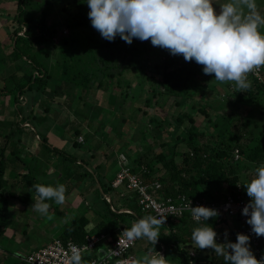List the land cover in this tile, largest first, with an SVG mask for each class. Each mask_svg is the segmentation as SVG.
<instances>
[{
    "label": "trees",
    "instance_id": "trees-1",
    "mask_svg": "<svg viewBox=\"0 0 264 264\" xmlns=\"http://www.w3.org/2000/svg\"><path fill=\"white\" fill-rule=\"evenodd\" d=\"M9 1L11 6L6 9L9 16L0 18V29L2 28L7 36L5 40L0 36V51L11 46L10 57L13 58L11 62L15 66L6 77L0 75V106L6 108L2 99L8 95L13 97V103L18 106L19 103L25 102L21 100L22 95L33 96L32 102L35 103L26 112H30L34 119H42L44 122L41 123V128L48 127L45 132L49 133L52 117L50 107L46 105L47 100L57 101L56 98L61 96H66L69 100L70 96L80 101L81 110L88 105L94 108L88 94L97 88L107 92L111 105L118 99L121 104L119 108L122 110L130 95L127 92L136 81L143 86L141 91L144 95L132 96L136 102L134 104L141 103L138 113L143 114V119L139 121L138 127L136 126L142 135L138 148L142 147L146 152L139 155L140 151L134 146L135 132L132 137L113 145L104 135L99 136L109 143L105 145L103 142L99 143L95 135L81 122L78 125L79 122L75 121L72 145L79 150L83 149L86 143H89V146L84 149L88 154L84 151L83 157L74 159L66 152L50 147L47 137L37 132L38 140L42 142L40 145L51 155H59L62 159V169L52 170L53 179L48 181L39 177L40 173L36 172V167L25 162V156L31 154L27 150L25 152L26 145L22 143L25 127L17 125L19 129L0 128V239L7 234L11 222V200H16L19 204H35L38 199L33 197V194H36L33 185L56 186L63 182L68 189V198V193H72L76 185L85 180L88 181L90 190L100 195V202L93 204L91 209L101 221L90 231L88 227L92 221L88 215L70 218L62 213V216L65 219L69 217L70 221L60 238L63 241L72 239L79 244H84L90 234H106L117 239L125 228H130L139 218L150 215L142 213L136 193L130 192L125 186L118 189L112 186L113 174L120 169L121 155L127 157L131 171L140 175L145 184L157 180L162 184L160 190L153 191L158 199L186 195L208 203L225 200L236 192L238 186H243L246 181L252 179V172L249 173L251 168L255 170L264 164V70L260 79L250 73L248 78L252 87L248 92H238L234 82L215 81L214 76L205 75L203 67L195 61L186 62L182 55L173 56L169 52H162L152 46L150 40L141 42L134 39L129 45L119 36L111 42L102 38L91 26L86 0H70L67 3L57 0L56 4L62 6L61 12L67 14L61 24L57 21L50 22L55 3L53 0ZM57 25H64L70 30V34L63 32L57 35ZM56 38L62 41L55 44ZM44 47L48 66L40 62L43 52L41 49ZM22 57L25 60H22ZM1 61L5 68L9 61H5V58ZM21 61L32 66L24 75ZM50 66L51 71L48 69ZM1 71L3 70L0 69ZM8 80L15 81L14 89H9ZM210 89L222 96L219 100L220 109L227 111V115L220 114L219 108L214 104L217 99L208 98ZM170 100H173L174 104L167 110L165 106ZM157 107H161L160 110ZM230 107H241L244 113L234 115V112L228 111ZM87 111L90 113L89 109ZM42 113L45 115L42 116ZM117 117L122 120L112 128L118 133H123L125 129L130 128L131 123L125 117H120V114ZM31 120L32 118L28 117L22 124H31ZM108 133L109 131L107 136ZM83 135L85 140L79 143L77 139ZM149 136L155 142L162 137L161 149L164 151L151 156L149 153L154 144L147 141ZM90 146H94V150ZM236 149H239L241 154L238 161L234 159ZM10 157V162L15 166L27 169L17 175L18 181L14 180V184H10L11 187L10 180L6 178L9 167L7 159ZM34 160L33 157L32 161ZM68 161L72 165L71 168H66L65 162ZM46 166L48 165L44 163V167ZM66 175L70 183H66ZM20 184L24 186L18 194L16 188ZM119 189L122 190L118 196L121 203L116 206L112 195ZM105 195L111 196L112 202H109ZM124 201L126 206L122 205ZM123 210H129L130 213ZM51 211L56 212L50 207L49 213ZM57 213L61 214V211L58 210ZM224 221L220 224L216 219H210L208 223L215 230H220L222 225H227L226 218ZM204 224L207 222H193L189 213L180 219H171L169 226H163L160 230L161 236L155 246L156 250L164 252L168 264H225L223 257L216 256L211 249L199 250L193 245L192 231ZM239 224L242 226L241 222ZM221 232H225L224 228ZM145 240L146 252L149 253L151 249V254L155 255V247L146 238ZM259 240L264 258V239L259 237ZM235 241L236 239L232 240ZM132 249L128 253L129 256H134ZM251 249L257 258L252 243ZM192 252H196L195 256Z\"/></svg>",
    "mask_w": 264,
    "mask_h": 264
},
{
    "label": "clouds",
    "instance_id": "clouds-1",
    "mask_svg": "<svg viewBox=\"0 0 264 264\" xmlns=\"http://www.w3.org/2000/svg\"><path fill=\"white\" fill-rule=\"evenodd\" d=\"M90 9L91 26L107 41L119 36L127 44L134 39L151 41L152 46L169 51L173 56L182 55L186 62L195 61L203 67L205 75L214 80L234 82L238 92H248L252 87L249 74L264 67V13L258 10L256 0H86ZM219 5V11L214 7ZM263 71V69H262ZM82 137V136H81ZM79 143L84 142L78 139ZM254 176L246 181L250 201L243 207L242 215L257 237H264V164L255 168ZM39 199L31 207L47 216L54 201L65 202L66 186L35 184ZM191 215L197 222L206 221L191 234L193 245L199 250L211 249L225 264H264L251 249V236L237 233L236 241L218 242L217 231L208 223L220 215L218 209L189 205ZM51 218V217H49ZM165 217L148 215L125 228L122 236L128 241L146 238L154 247L161 236ZM120 243V242H119ZM69 264H81V251L69 246ZM156 250V247H155ZM134 264H168L167 258L156 250ZM118 264H126L124 260Z\"/></svg>",
    "mask_w": 264,
    "mask_h": 264
},
{
    "label": "rangeland",
    "instance_id": "rangeland-1",
    "mask_svg": "<svg viewBox=\"0 0 264 264\" xmlns=\"http://www.w3.org/2000/svg\"><path fill=\"white\" fill-rule=\"evenodd\" d=\"M54 1H55V3L53 4L54 10L50 16V22L53 23V21H57L59 24H61V22L64 20V17L65 18L67 17V14L62 13L61 12L62 6L56 4V2H58L57 0H53L52 2ZM64 1H66L67 3L70 0H64ZM216 2L226 3L228 2V0H216ZM256 2L258 5V10L264 13V0H256ZM10 6L11 5L9 0H0V18L4 16L5 17L9 16L6 9H8ZM214 7L217 8V11H219L218 4H214ZM57 29L59 31L57 35L59 34L61 35V33L63 32L65 34L68 33L70 34V30L64 27V25L63 26L57 25ZM261 31L264 32V28H261ZM0 36L3 38V40H5V38L7 37L6 34L3 32L2 28L0 29ZM60 41H62V39H57V38L54 39L55 44H59ZM11 48H12L11 46L9 47L7 46L5 50L3 49L0 51V69L5 71V72L3 71L0 72L1 73L0 75L3 78L6 77L8 73L12 72V69H14L15 66L13 62H11L13 60V58L10 57ZM156 48L160 49L162 52L164 51L165 53L169 52L159 47ZM41 50L43 52L40 57V62L48 66L47 65L48 61L45 60V53H44V51L46 50L45 47L44 49ZM2 58H5V61H9L8 65L7 64L5 65V68L3 67L4 65H2L3 63L1 61ZM22 60H25V58L22 57ZM20 64L23 68V75L25 74V72L29 71L32 68V66L25 65V61H21ZM48 69L51 71V66L48 67ZM133 83H134L133 87L127 92V94H130L129 97L127 98L128 102L126 103V105H124V108L122 110H120L119 108V105L121 104L119 103L120 101L118 102V99L115 100V103L113 105H111L107 92H105L103 89H97V88L90 91L88 94V99L90 103H94L93 104L94 108L93 107L91 108V105H88V107L84 106L83 110H81L80 101H77L76 98L74 97L72 98L70 96H69V100L68 97L66 96H61L60 98H56L57 101L53 100L54 102L52 100H47L46 105L50 107V116L52 117L50 123L51 128L49 133L45 132L48 127L44 129L41 128V123H43L44 121L42 119H34L32 116H30L31 113L28 112L31 109L32 104L35 103L34 100H33L34 102H32L33 96L30 97V96L22 95L21 100H25V102L23 104L19 103L20 106H18L17 104L13 103L14 102L13 97L11 95H8L7 98L2 99L3 101H5L6 108L4 109L0 106V128L19 129L17 125H20L22 128L25 127L22 133L23 134L22 143L26 145L25 152L27 150L32 154L31 155L28 153L29 155L25 156V162L27 164L29 163L34 167H36V172L40 173L39 177H41L44 180L51 181L53 179V176H51L52 170L56 171L60 166L62 169V163H59V160H61V156L59 155L55 156L53 154L51 155L47 149H45L42 145H40L42 142H39V140L37 141V135H36L37 132H40L41 135L47 137L50 147L62 150L63 152H66L69 156H72L74 159L77 158L76 149L72 147L70 143L74 138L75 126L73 124L75 121L79 122L77 123L78 125L81 122V124H83L85 128H88V130L91 133H93V135H95V138L98 139L99 143L103 142V144L105 145H108L110 142L112 143V145L114 143L120 144L123 140L132 137L133 132H135L134 146H137L138 148V145H140L142 139V135L141 133H139V130L136 128V126L138 127V124H140L139 121L143 119V114L142 112L138 113V109L140 108L141 103L134 104L136 102L135 100L133 101L132 96L136 95L138 97L144 95L142 94L141 91L143 86L137 83L136 81ZM7 85L9 89L12 90L15 88L16 83L13 80H8ZM220 97L222 96H218V93H216L215 90L213 91L210 89L208 91V98L213 100L217 99L214 101V104L216 105V107L219 108L220 114L227 115L228 113L227 111L225 112L220 109V105H221V102H219V100L221 99ZM131 99L132 101H130ZM173 104L174 101L170 100L165 107L168 108L167 110H170ZM262 105L264 106V98L262 99ZM8 106H10V108H8ZM36 106H37L36 108H38L39 104ZM241 107L240 109L238 107H230L228 111L230 113L234 112V115L235 114L239 115L240 113H244V109L243 108L241 109ZM160 108L161 107H157L158 110H160ZM88 109L90 110V113L87 111ZM26 110L28 111L26 112ZM118 114H120V117H125L126 119H128V121L131 123L130 128L125 129V132L123 133H118L116 129L113 130L112 128L116 125L117 122H120L122 120V118L117 117ZM44 115L45 114L42 113V116ZM38 116L41 117V114H39ZM28 117L32 118L31 120L32 123L22 124L23 120L28 119ZM199 122H201V120H199ZM108 131H109L108 133L109 135L107 136L106 134ZM101 135H104V138L108 140L109 143L104 142L103 140L105 139L99 137ZM83 138L85 140L84 135ZM147 141L150 143L153 142L154 144L151 147V149L153 150H151L149 153L151 156L163 150L161 149L162 146L161 144L163 142L162 137L161 139H158V141L156 140L155 142L153 141L152 137L149 136L147 138ZM87 146H89V143L88 144L86 143V146H84L83 149L81 150L77 149V150L82 154L84 151L86 152V154H88L87 151L84 150L87 148ZM92 147L94 150L95 147L94 146ZM138 150L140 151L139 155H143L146 152V150L142 147H139ZM21 151H23V147H21ZM33 157L35 158L34 161H32ZM10 159L11 157L7 159V164L9 167L6 178L10 180L9 186L11 187L10 184H14L13 182L14 180L18 181L19 177L17 175L20 172L22 173L26 172L25 170L27 169L26 167L24 169L23 166H17V165L15 166L14 163L10 162ZM49 161L50 163H48ZM44 163H46V165L48 166L44 167ZM65 165L66 168L72 167L69 161L65 162ZM251 166L253 167V165ZM47 168L49 169V171ZM251 172H252V176H254L255 173L253 168H251V171H249L250 174ZM67 180L69 179L67 178L66 175L65 181ZM84 182L85 181L81 182L82 184L79 183V185L81 184L80 187L83 186ZM66 183H70V181L69 182L67 181ZM61 184H64V182ZM22 186L24 185L20 184L16 188V192L18 194H20L21 193L20 191L23 190ZM80 187L74 188V190H72V193L69 192L68 198L65 193L66 199L62 205H58L54 201H46L51 205L53 209L56 210V213L55 211L53 212L51 211L50 213H48L47 216L37 213L31 207V205L19 204L18 201L11 200L10 202L11 222L9 224V228L7 229L8 231L7 234L0 239V247H2L7 252H0V263L2 262L4 264H26L21 258L26 257L30 252H32L35 249L48 245L53 239L60 237L64 228L69 223V220L65 219L64 216H62V213H65L69 215L70 218H72L77 215L86 214L85 211L87 210L88 215H91L92 218L95 217L94 220L98 221L97 220L98 216L93 214L92 209L88 210L86 204L89 203L90 205L92 204L97 205L100 202L99 200L100 195H98V193L96 192H92V190L90 191L87 190V192L80 193L79 191ZM66 191H68L67 188ZM121 191L122 190L119 189L118 191L114 192L112 195L114 204L116 206H120L121 202L119 201L118 196H119V192ZM33 197L39 199L37 194H33ZM122 205L126 206L127 203L124 201L122 202ZM78 208H80L82 212H79ZM58 210L61 211V214L57 213ZM226 220L227 223L225 224H228L229 229H234V227L238 226V225L233 226L236 223L233 219L226 217ZM223 228L225 229V225H222V229ZM24 231L25 234L27 232V235L24 234ZM146 247H147V242L145 238L139 239L136 245L132 249V254L136 256L137 259H141L144 255L148 254L146 252ZM1 256H5V257H1ZM201 264H203V262H201Z\"/></svg>",
    "mask_w": 264,
    "mask_h": 264
},
{
    "label": "built area",
    "instance_id": "built-area-1",
    "mask_svg": "<svg viewBox=\"0 0 264 264\" xmlns=\"http://www.w3.org/2000/svg\"><path fill=\"white\" fill-rule=\"evenodd\" d=\"M261 74L262 68L253 72V75L258 79L261 78ZM80 141H83V137H80ZM240 157V150L236 149L234 152L235 161H238ZM119 158L120 169L112 182V186L116 189L125 186L130 192L136 193L139 197V206L142 213L163 216L167 218L164 226H169L171 219H180L186 213L190 214L191 220L195 223L205 222H197L193 219L189 209L190 202L192 207L204 205L218 209L220 215L213 218L218 223L223 224L226 217L242 223V226L238 225L234 229L227 230L229 233L228 239L231 241L236 239L237 233L251 236V243L255 248L257 258L264 259L259 246V237L252 233L251 226L247 224L248 217L242 215L243 207L250 201V197L247 196L243 186H238L236 192L227 196L225 200L219 203H208L205 200L192 199L186 195H178L176 198L158 199L153 191L160 190L162 184L158 180L145 184L140 175L131 171L127 157L121 155ZM125 212L130 213L129 210ZM216 231L218 233V242H224V233L219 230ZM121 234L122 232L117 239H113L106 234H90L87 236L84 244H79L72 239L63 241L61 238H55L48 245L30 252L26 257L21 259L26 264H69V257L71 255L69 246L71 245L81 251V264H118V261L121 260H124L126 264H134L136 261L135 257L129 256L128 253L135 246L137 240L128 241ZM260 238L264 239V237ZM162 254L164 255V252ZM191 254L195 256L194 252Z\"/></svg>",
    "mask_w": 264,
    "mask_h": 264
},
{
    "label": "crops",
    "instance_id": "crops-1",
    "mask_svg": "<svg viewBox=\"0 0 264 264\" xmlns=\"http://www.w3.org/2000/svg\"><path fill=\"white\" fill-rule=\"evenodd\" d=\"M262 69L264 70V68L262 67ZM51 127H49V129H50ZM37 141H38V136H37ZM70 145L72 146V147H74L73 145H72V142L70 143ZM75 148V147H74ZM76 149V154H77V157L78 158H81V157H83V155L85 154V153H81V152H79L78 150H77V148H75ZM30 153V152H29ZM79 155V156H78ZM62 160V159H61ZM61 160H59V163H61ZM59 168H61V166L59 167ZM118 171L119 170H117L116 171V173H115V175L113 174V179L112 180H114L115 179V177H116V175H117V173H118ZM83 182V181H82ZM82 184V183H81ZM80 184V185H81ZM89 183H88V181L87 180H85V182H84V184H83V186H81L80 187V185H78V187H80V189H79V191H80V193H84V192H87V190H90V187H88L89 185H88ZM77 187V185H76V187L75 188H78ZM108 196V195H107ZM110 198H111V202H112V197L111 196H109ZM86 202V201H85ZM87 203H88V201H87ZM91 203V202H90ZM92 204V203H91ZM93 205V204H92ZM92 205H90L89 203L88 204H86V206L88 207V210L89 209H91L92 208ZM78 210H79V212H82L81 210H80V208H78ZM83 210V209H82ZM86 210V209H85ZM125 211H127V210H123V212H125ZM53 212V211H52ZM56 213V212H55ZM85 213L86 214H84V215H88V213H87V210L85 211ZM93 214H94V212H93ZM81 215H83V214H81ZM79 216V215H78ZM89 216V218H91V221H92V223L90 224V226L88 227V228H90L89 230L90 231H92V229L94 228V227H97V225L100 223V221H101V218L100 217H97V220L98 221H95L94 220V218L95 217H91V215H88ZM67 220H69L70 221V218L69 217H67L66 218ZM235 221V220H234ZM236 222V221H235ZM236 225H240L239 223H235L233 226H236ZM220 230L219 231H221L222 230V226L219 228ZM224 230H229V227H228V224L225 226V229ZM17 238V237H16ZM57 238H60V237H57ZM53 241V240H52ZM19 242V241H18ZM36 250V249H35ZM34 251V250H33ZM0 252H7L6 250H4L2 247H0ZM1 257H5V256H1ZM135 257V259L137 260V258H136V256H134ZM4 259V258H3ZM0 264H4V263H0Z\"/></svg>",
    "mask_w": 264,
    "mask_h": 264
},
{
    "label": "water",
    "instance_id": "water-1",
    "mask_svg": "<svg viewBox=\"0 0 264 264\" xmlns=\"http://www.w3.org/2000/svg\"><path fill=\"white\" fill-rule=\"evenodd\" d=\"M105 197L111 202V198L107 195H105Z\"/></svg>",
    "mask_w": 264,
    "mask_h": 264
}]
</instances>
